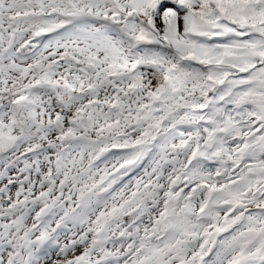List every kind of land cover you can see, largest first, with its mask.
<instances>
[{
  "label": "snow or ice",
  "instance_id": "obj_1",
  "mask_svg": "<svg viewBox=\"0 0 264 264\" xmlns=\"http://www.w3.org/2000/svg\"><path fill=\"white\" fill-rule=\"evenodd\" d=\"M0 264H264V0H0Z\"/></svg>",
  "mask_w": 264,
  "mask_h": 264
}]
</instances>
